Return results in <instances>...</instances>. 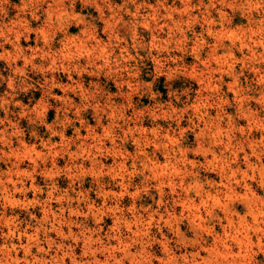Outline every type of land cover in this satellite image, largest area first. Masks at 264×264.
Masks as SVG:
<instances>
[{
  "label": "clouds",
  "instance_id": "1",
  "mask_svg": "<svg viewBox=\"0 0 264 264\" xmlns=\"http://www.w3.org/2000/svg\"><path fill=\"white\" fill-rule=\"evenodd\" d=\"M76 2L77 0H51V2L49 0H22L21 5L16 6L18 11L22 14H30L34 20H39L38 13L41 12L43 5H47L46 8H43V23L37 28H32L27 19H21L20 17L12 20L11 23H0V59L7 61L10 67L15 64V61L23 59L25 62L24 67H14L12 70L15 75L25 79L26 69L29 66H31L32 70L40 73L60 71L67 74L68 79L71 81L70 84L57 83L54 78L46 82V97L52 95L54 88H60L64 92L62 98L55 97L57 100H61L64 105V117L63 119L58 118L54 124L48 126L52 137L63 135V129L74 123L69 118V112H74L76 120H80L81 113L91 108L96 112L97 122L101 120L102 115H107L109 118L110 123L103 127L102 135H97L96 130L95 132L90 130L89 139L92 143H80L77 151L71 153L72 161L74 162L79 157H83L91 159L96 164L98 163L96 161L98 156L111 155L120 157V162L114 164L111 170L107 169L106 172L102 170L96 173L94 177L99 178L103 175H110L113 180H116L120 191L132 197L133 208L131 211L133 215H126L129 209L120 206L122 197L119 193H116L113 200L116 206L115 210L121 215L114 226V230L110 231L106 238L109 243H105L103 238L98 237L93 240L91 235H87V233L98 234L101 231L100 228L88 229L82 227L79 236L69 233V237L66 239L73 241L83 239L86 243V251L79 260V264H153L156 256L149 249L153 244H161V242L167 246V251L169 252L175 250L180 253H188L187 264H225L224 261H217L212 256H209L207 260L201 257V251L209 246H206L207 240L203 232L194 231L193 236L188 237L184 231L180 230V225L184 218L175 214L176 202L179 197L175 195L176 199L173 201L172 210L165 206L167 202L163 199L165 195L164 189L169 180H175L176 184L173 187L177 188L179 187L180 178L175 176L171 168L164 170L166 174H160L161 169L157 167L159 160L156 158L155 153L149 155L145 148L149 145L155 146V149L163 151V155L167 154L165 158L170 166L174 164L176 167L185 168L188 162L185 160L184 153L180 151V149L185 148L182 146L184 135L186 132H195L200 129L201 123H198V121L203 122L207 119V122L203 123V132L198 137L199 146L187 148V151L197 156L208 157L214 152L213 148L215 146L227 144L231 150L228 151L229 159L225 165L226 167L228 164L232 165L235 163L233 157L236 153H245L243 157L246 164L245 170L241 172L240 167H236L237 171L235 173L226 176L227 184L225 187L231 189L234 185H242L246 196L250 201L255 202L258 206L259 214L264 218V196L258 195L248 183V181H256L258 176L259 187L264 189V117L260 116L259 110L244 106L249 101L255 100L261 106V110H264V0H207V2L198 0L195 5L191 3V0H183L184 7L180 9L182 14L179 20L172 19L177 8L166 7V0H159L158 4L152 7L151 13L142 17L140 9L149 7L146 4L137 5L136 11L132 12L126 7L130 0H125V3L121 5L112 3V0H83L86 6L93 7L99 13V19L104 24L102 31L108 37L106 41L99 38L100 30L97 26L89 23L85 16L76 11ZM10 6H12L11 0H0V17L7 16ZM160 9H164L165 14L163 16L160 15ZM193 11L198 13V15H192ZM213 12L216 13V16H213ZM122 13L133 17L131 48L147 51L149 58L155 63L156 79L161 76L168 80H174L178 76L187 77V72L191 70V67H186L184 64L179 63L183 59L182 56L170 54L172 51H178L190 55L194 59L195 63L193 64L200 73L199 87L201 89L209 81L212 84L219 83L222 85L223 82L217 80L215 73L212 71L213 59H219L225 65V75L231 77V87L235 89L237 94L236 103L238 108L236 118L246 120V126L237 127L233 116L228 115L224 111L223 105L229 102L227 99L220 98L222 95L221 87L201 92V97L207 96L208 100L195 98L194 102H184L182 107H178L177 105L181 104V97L189 95L187 90L183 92L173 90L170 93V99L162 101L160 93L153 90L151 82H141L139 80L140 68L133 63L138 60V53L133 55L129 50L128 40L119 34V27L126 23ZM183 13H188L187 19H184L185 15ZM237 15L239 19H236ZM137 18H140V23H142L144 28H148L150 22L158 19L170 21L173 28L171 32H168L167 39L161 40L154 35L151 41L145 44L139 39L135 30ZM234 20L237 25L235 27L231 23ZM240 21H244V23H240ZM198 23L202 26L203 31L199 35L194 33L195 39L189 50L187 47L189 38L186 33L191 31L193 26ZM80 25H84V27L79 30L78 34L70 32L73 26L79 28ZM229 30H233L235 33L231 40L222 39L220 34L222 32L227 34ZM30 32H36L37 40L43 41V47L39 51L22 48L19 43L20 38L24 37L27 39ZM58 36L60 37V46L53 48V42L56 41ZM73 36L77 37L75 41L71 39ZM206 36L211 37L213 42L208 43ZM6 44L11 45V51L5 49ZM206 48L208 49L207 54L202 55ZM117 49H119V54H116ZM26 52H30V55H26ZM153 52L156 53L155 56H152ZM219 52L225 53L228 58L219 57ZM162 53H169V55L162 58ZM237 53L240 54L239 57L236 55ZM37 56L41 61H46L47 64H35L34 60ZM229 60L231 61L230 63ZM169 62L176 66H169ZM237 64L241 65L242 69L255 73V83L260 88L257 96L246 95L245 93L249 90L238 86L240 75L243 73L236 72ZM73 73L81 78L87 74L93 77L103 76L117 82V88H127V92L121 91L117 94L123 96L128 103L119 105L113 103V94L106 92L96 83L92 84L91 87H85L82 79H72ZM193 81L194 86H198L196 80ZM8 87L13 90V93L15 92V80L13 78H9ZM23 90H26V88ZM69 93L78 94L81 97V103L78 105L74 104L68 95ZM135 95L147 96L153 101L152 106L135 110V106L132 104V98ZM101 100H103V103H101ZM10 102L9 99L0 98V108L7 112V105ZM48 107V104L41 101L35 108L25 109L20 115L35 113V119L32 122H38L46 126L45 109H48ZM213 107L219 109V111L215 118L208 119L207 110ZM128 108H133L134 110L132 117L125 116ZM188 113H191L189 117L190 127L182 128L180 127L181 121L184 120L185 115ZM144 114H147L153 122L161 119L175 121L177 127L175 130H169V132H162L159 125L150 130L143 127H129L124 130V137H120L122 141L132 133H143L145 129L147 135L141 134L139 138L133 140L136 146L134 154L126 150H119V146L116 144L118 137L113 133L116 128L121 127L120 121L127 125L130 120H140ZM225 118H227V128H221V121ZM4 123L5 120L0 119V125ZM7 124V127L0 128V144L12 149L11 154L14 155L16 149L12 147V138L22 136V132L17 123L9 120ZM250 129L259 130L262 133L261 138H251L252 132L249 131ZM237 132L244 136V140L238 141L233 145L232 142L236 139L235 133ZM149 135L151 138H149ZM170 136L176 137L179 143L176 141L170 143ZM223 137H226V140L222 141ZM106 139L112 141L111 148L104 147ZM45 143L50 144L51 139L45 141ZM70 143H74V141H64V151L68 150ZM52 147L55 148L56 146L52 145ZM249 148H251V151H246ZM92 150H95V152L93 153ZM86 152L90 155H86ZM7 154L5 153V155ZM41 158L46 159L45 157ZM253 158L256 161L255 166L252 163H247V161H253ZM0 159H3V157H0ZM129 160L132 161L130 167L127 163ZM194 162V171L192 173L184 172L182 176L187 175L191 179L196 173H199L197 171L198 168L207 169V165L200 164L196 159H194ZM53 168H55V165H53ZM71 170L79 178L85 175L78 165L72 164ZM35 173L33 171L20 174L17 183H25V180L30 179ZM10 174L0 173V182L8 183L6 177ZM55 175V172H53L51 178H49V174L45 173V177L53 181ZM137 176L143 177V179L139 185H133L132 181ZM152 187H155L161 197L156 202L157 207L155 209L150 207L138 208L135 201L140 199L141 194H147ZM50 189L54 190V182L51 184ZM129 189L134 190L129 191ZM29 190L28 188L19 189L22 193H26ZM15 191V188H10L8 194L14 196ZM36 191L39 193L42 190L37 189ZM99 192L102 195H108L109 198L113 195L111 191H104L103 184L100 185ZM52 199V191L48 190V201L37 200L43 206ZM62 199L70 198L65 194ZM80 199L86 200V193H82ZM37 200L32 201L31 204H18L16 206L27 210L29 207L36 206ZM161 208H164L163 212L160 211ZM105 210L104 206L97 208V216L102 215ZM80 214L83 213H78V215ZM208 216H212L211 211L208 212ZM2 223L3 217H0V224ZM19 223L18 217L12 216L7 221L9 231L7 233L0 232V236H3L5 241L3 245H0V264H65L64 256L72 255L73 247L66 246L63 242L57 243L56 240L48 237L49 231L55 230L59 232V230L46 228L43 221L33 230V234L27 237L28 242L26 244L17 245L12 243L11 241L14 238L20 239L22 233L27 231L21 232ZM132 225H136L135 231H133ZM153 226L160 232L161 238L159 240L151 233ZM163 228L168 229L172 234L171 238L164 234ZM122 230L126 231L128 235L124 236ZM41 231H43L45 237L43 242L37 235ZM255 234L259 242H254L251 234L247 230H242L240 239L243 240L245 247L239 252L233 251L232 238L229 237L227 242L231 244V251L235 255L228 260L227 264H259L256 257L259 253H264V232L256 230ZM59 235L63 237L64 234L59 232ZM114 239L119 241L115 248L110 243ZM44 244L47 247H44ZM92 245H95L94 251L91 248ZM33 247L37 250L36 254L31 251ZM134 248L136 249L135 251H133ZM189 248L193 250L186 251ZM21 250L24 253L23 258L13 255ZM52 250H54L56 255L51 254ZM99 252L107 253V258L103 260L97 259L96 255ZM59 253L64 255H59ZM49 256L50 258H45ZM85 257L90 259H85ZM72 259L74 262L76 261L75 255H72ZM167 264H185L184 256H176L175 259L168 261Z\"/></svg>",
  "mask_w": 264,
  "mask_h": 264
},
{
  "label": "rangeland",
  "instance_id": "2",
  "mask_svg": "<svg viewBox=\"0 0 264 264\" xmlns=\"http://www.w3.org/2000/svg\"><path fill=\"white\" fill-rule=\"evenodd\" d=\"M51 2V0H49ZM159 0H130L127 3L126 7L132 12L136 11L137 5L146 4L149 7L141 8L140 14L141 17L148 15L152 11V7H155L158 4ZM207 2V0H205ZM22 0H11V5L8 8V14L6 17H0V23H11L12 20L20 17L21 19H27L29 21L30 27L37 28L42 25L44 20L43 8H46L47 5H43L41 12L38 13L39 20L32 19L30 14H22L18 11L16 6L21 5ZM112 3L116 5H121L125 3V0H112ZM191 3L195 5L198 3V0H191ZM166 7H176L177 11L172 16L173 20L181 19L180 15L181 10L184 7L183 0H166ZM76 11L81 15L85 16L89 23L95 24L99 31V38L102 40H107L108 37L103 33L102 29L104 24L99 19V13L90 6H86L83 3V0H77L76 2ZM164 9H160V15L163 16ZM185 15L184 19H187L188 13H183ZM107 15V13H106ZM124 17L125 24L119 27V34L128 40L129 50L133 55H137L138 60L133 62L140 68L139 80L141 82H151L153 90L160 93V99L162 101H168L170 99V93L175 90L178 92H183L187 90L189 92L188 96L181 97V104H178V107H182L184 102L192 103L195 101V98L202 100H208L207 96L201 97V92L210 91L212 88L221 87V97L222 99H227L228 104L223 105L224 111L233 116L235 125L237 127H245L247 124L246 120L236 118L238 105L236 103V91L231 87L232 79L225 75L224 69L225 65L217 58H214L212 61L213 69L215 73V78L223 82L222 85L219 83L212 84L211 81L204 84L203 89L199 87V71L195 68L194 59L187 54L180 53L178 51H172L170 54L173 56H182L183 59L179 63L184 64L186 67H191V70L187 72V77L178 76L174 80H168L164 76H161L159 79L155 78V63L152 59L149 58V55L146 50H134L131 48V30L133 17L127 14L122 13ZM192 15H198L196 12H192ZM213 16H216V13L213 12ZM239 19L238 15L237 18ZM187 22V20H186ZM137 27L136 32L139 39L147 44L151 41L152 37L156 35L158 39L165 40L168 38V32L172 31L173 25L170 21H165L163 19H158L157 21H152L149 23L148 28H144L142 23H140V18L136 20ZM232 26L235 27L236 21L234 20ZM244 23V21H240ZM84 25H80L79 28L73 26L70 30L72 34H78L79 30L82 29ZM155 29V31H153ZM203 31L202 26L198 23L193 26L191 31H188L186 35L189 38L187 47L189 50L192 47V42L195 39L194 33L199 35ZM233 30H229L227 34L221 33L220 37L231 40L234 35ZM77 37L73 36L71 39L75 41ZM208 43H212L213 40L211 37H205ZM58 36L56 41L53 42L52 47L58 48L59 45ZM22 48L25 49H35L39 51L43 47V41L37 40L36 32H30L28 38H20L19 41ZM207 43V42H205ZM5 49L11 51V45L6 44ZM208 49L206 48L202 55L207 54ZM26 55H30V52H26ZM116 54H119V49L116 50ZM156 53L153 52L152 56H155ZM169 53H162L161 57H167ZM238 57L239 53L236 54ZM219 57L227 59L225 53L219 52ZM231 61L229 60V63ZM24 60L20 59L15 61V64L11 67L7 61L0 59V98L9 99L11 102L7 105L8 111L5 112L3 108H0V119L5 120L3 125H0V128L7 127V121L11 120L18 124L19 129L22 132V136L12 138V147L16 149L15 154L12 153V149H9L7 146L0 144V173H11L6 177L8 183L0 182V217H3V223L0 224V232L7 233L9 231V226L7 221L12 218V216L18 217L19 220V229L22 233L20 239H13L11 242L17 245L26 244L27 237L33 234V230L39 226L41 221L45 222V227L49 229H58L59 232H62L64 235L61 237L59 232L53 230L48 232V237L57 241V243L63 242L66 246L73 247L72 255H75L76 261L72 259V255L64 256L65 264H79V260L84 256L86 251V244L83 239L73 241L71 239H66L69 237V233L72 235L79 236L81 228L95 229L100 228L101 231L98 234L87 233L91 235L93 240H96L98 237L105 239V243H109L106 239L110 234V231L114 230V226L117 224L120 219V213L115 210L116 206L114 205L115 194L119 193L122 197L120 201V206L129 209L128 214L132 216L133 213L131 209L133 208V201L131 195H126L118 186V182L113 180L110 175H103L102 177H94L96 173L100 171L111 170L112 166L116 163H119L121 158L114 157L111 155H104L96 157L98 163L94 164L91 159H85L79 157L74 162L72 161L73 157L71 153L77 151L78 145L82 142L91 144L92 141L89 139V132L92 130L97 135L103 134V127H106L110 123L107 115H102L101 120L97 122L96 112L94 109H86L81 113L80 120H76L74 112H69V118L74 121L73 124L67 126L63 129V135H57L55 137L51 136V132L48 130V126L54 124L55 121L63 119L64 117V105L61 100H57L55 97L62 98L64 92L60 88H54L52 90L51 96H45L46 82L55 79L57 83L67 84L71 83L68 79L67 74L57 71L55 73L46 72L40 73L32 70L31 66L26 69V79L24 77H19L13 73L14 67H24ZM35 64L44 63L46 61H41L37 56L34 60ZM169 66L175 67L176 65L169 62ZM236 72L243 73L240 75L238 81V86L241 88L248 89L245 94L250 96H257L259 94L260 88L255 83L256 75L255 73L250 72L247 69H242L241 65H236ZM73 80H81L85 87H91L92 84L96 83L101 86L106 92L113 94V103L115 104H126L128 101L124 99L123 96L118 95L117 93L123 91L127 92V88L119 89L116 87L115 81L109 80L103 76L93 77L85 74L83 78L77 77L74 73L72 74ZM9 78L15 80V92L8 87ZM196 80L198 86H194V81ZM23 81V83H21ZM26 90H23L25 89ZM69 97L72 99L74 104L81 103V97L76 93H69ZM197 95V97H196ZM45 102L49 105L48 109H45V121L46 126L41 125L38 122L33 123L35 119V113H29L28 115L21 116V112L25 109L35 108L37 104ZM103 103V100H101ZM132 104L135 106V110H140L145 107H150L153 104L147 96L135 95L132 98ZM245 107H251L254 110H259L260 116L264 117V110H261V106L258 105L255 100L249 101L244 105ZM207 107V105H205ZM208 119L215 118L219 109L213 107L208 110ZM134 115L133 108H128L125 112L126 117H132ZM191 113L185 115L183 121H181L180 127L188 128L189 117ZM207 119L201 123V128L197 131L186 132L182 141V146L185 148L180 149L184 153L186 162L185 168L176 167L174 164L169 165L165 155H163L162 150H157L155 146H147L145 151L152 155L155 153L156 158L159 160L157 167L161 169L160 174H166L165 169L171 168L176 177L180 178L179 187L174 188L176 184L175 180H169L168 184L165 186L164 192L165 195L163 199L167 202L166 207L169 210H172L173 201L176 199L177 195L179 197L176 202L175 214L183 217L184 220L180 225V230L184 231L188 237L193 236V232H203L206 236L207 245L200 255L203 259L207 260L209 256H212L213 259L217 261H224L227 264L228 260L235 255L231 251V244L228 243L229 237L232 238V247L233 251L239 252L245 247L243 240L240 239V234L242 230H247L251 234V238L254 242H259L258 237L255 234L256 230L264 232V218L259 214L258 206L254 201H250L244 192L243 186L232 187L231 189L225 187L227 184L226 176L237 171L236 167H240V171L245 170L246 164L244 163L243 157L245 153H236L233 157L235 163L225 165L228 162V151H230V146L227 144H220L213 148V153L208 157L203 155L197 156L194 153H189L187 148H195L199 146L198 137L203 132V123H206ZM121 127L114 130V135L117 136L116 144L119 146V150H126L131 153H135L136 146L133 143V140L139 138L141 134L147 135L146 129H151L159 125L162 132H169V130L176 129L175 121L170 120H158L153 122L147 114L138 120V121H129L127 125L120 121ZM129 127H143L146 128L143 133H132L125 140H121L120 137H124V130ZM221 128H227V118L221 121ZM123 129V130H122ZM251 133V138L260 139L262 133L259 130H249ZM35 133V135H33ZM236 139L233 140V145L238 141H243L244 136L237 132L235 133ZM149 138L151 136L149 135ZM51 139L50 144H46L45 141ZM89 139V140H88ZM23 140V141H21ZM70 143L68 150L64 151V141ZM87 140V141H84ZM226 140V137L222 138V141ZM176 141L179 143L176 137L170 136L169 142ZM52 145L56 147L53 148ZM104 147L111 148L112 141L105 140ZM4 149V150H3ZM93 153L95 150H92ZM250 152L251 148L246 149ZM5 153H8L5 155ZM90 155L89 153H85ZM175 154V153H174ZM45 157L46 159H42ZM196 159L200 164L207 165V169H197L199 173H196L191 179L187 175L182 174L184 172L192 173L195 168ZM128 166H131L132 161L129 160ZM247 163H252L254 166L256 164L255 158L253 161H247ZM72 164L78 165L80 170L85 173V175L79 178L75 173H73ZM55 165V168H53ZM12 169V170H11ZM35 171V175L30 179L25 180L24 182L17 183L19 180L20 174L29 173ZM55 172L54 181L45 177V173L51 174ZM18 175V176H17ZM143 177L137 176L133 179V185H139ZM259 177L257 176L256 181H248L251 187L257 192L258 195L264 196V189H261L258 184ZM54 182V190L50 189L51 184ZM104 185V191L113 193L112 197L109 198L108 195H102L100 191V185ZM10 188H15L14 196L8 194ZM21 188L30 189L26 193L19 191ZM37 189H41L37 193ZM2 190V191H1ZM48 190L52 191L53 199L48 202L46 205H41L39 200L48 201ZM134 189H129L132 191ZM82 193H86L87 199L81 200L80 196ZM67 194V197L70 199H62V197ZM174 194V195H173ZM159 192L156 191L155 187L149 189L147 194H141L139 200L135 201V204L138 208L150 207L155 209L157 207V201L160 199ZM39 199V200H37ZM37 200L36 206L29 207L27 210L17 207L18 204H31L32 201ZM11 201V203H10ZM101 206L105 207V211L102 215L97 216L96 209ZM161 212L164 211V208L160 209ZM211 211L212 216H208V212ZM78 213H83L78 215ZM35 217V218H33ZM99 223V224H97ZM255 226V228H254ZM133 231H135L136 225H132ZM164 234L168 235L170 238L172 234L168 231L167 228H163ZM152 235L159 240L161 238L160 232L155 226L151 230ZM124 236L128 235L126 231L122 230ZM40 240L44 241V233L41 231L37 234ZM65 239V240H64ZM5 243L3 236H0V245ZM112 247L115 248L116 244L119 241L115 239L110 241ZM236 245H235V244ZM44 247H47L44 244ZM139 247V246H137ZM92 250H95V245L91 246ZM225 249V250H221ZM136 249L134 248L133 251ZM156 256V260L153 261V264H167L168 261L175 259L176 256L183 255L185 259V264H187L188 253H180L173 250L172 252L167 251V246L161 242V244H153L149 249ZM193 249L189 248L186 251H192ZM33 254H36L37 250L35 247L31 249ZM185 251V250H182ZM51 254L56 255L54 250ZM11 255V254H10ZM20 258H23V251L14 253ZM59 255H64L59 253ZM107 253L99 252L96 255L97 259L103 260L107 258ZM45 258H50L45 257ZM85 259H90L85 257ZM259 264H264V253H259L256 257Z\"/></svg>",
  "mask_w": 264,
  "mask_h": 264
},
{
  "label": "bare ground",
  "instance_id": "3",
  "mask_svg": "<svg viewBox=\"0 0 264 264\" xmlns=\"http://www.w3.org/2000/svg\"><path fill=\"white\" fill-rule=\"evenodd\" d=\"M4 150V149H3ZM12 170V169H11ZM18 176V175H17ZM2 191V190H1ZM86 244V243H85Z\"/></svg>",
  "mask_w": 264,
  "mask_h": 264
}]
</instances>
